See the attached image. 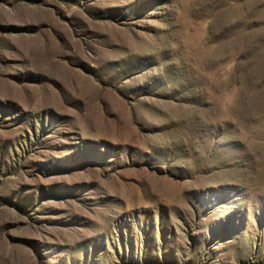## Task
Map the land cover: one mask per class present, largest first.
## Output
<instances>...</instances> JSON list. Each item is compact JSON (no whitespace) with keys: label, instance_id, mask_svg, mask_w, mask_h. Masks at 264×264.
<instances>
[{"label":"rangeland","instance_id":"1","mask_svg":"<svg viewBox=\"0 0 264 264\" xmlns=\"http://www.w3.org/2000/svg\"><path fill=\"white\" fill-rule=\"evenodd\" d=\"M0 264H264V0H0Z\"/></svg>","mask_w":264,"mask_h":264}]
</instances>
